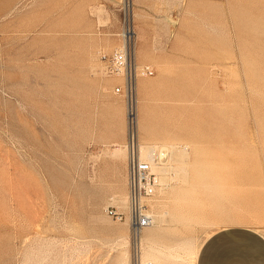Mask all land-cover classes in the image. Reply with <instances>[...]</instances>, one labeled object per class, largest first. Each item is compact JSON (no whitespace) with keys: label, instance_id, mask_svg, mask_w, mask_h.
<instances>
[{"label":"rangeland","instance_id":"rangeland-1","mask_svg":"<svg viewBox=\"0 0 264 264\" xmlns=\"http://www.w3.org/2000/svg\"><path fill=\"white\" fill-rule=\"evenodd\" d=\"M125 43L153 70L140 142L180 172L155 170L140 233L112 213L128 101L103 56ZM234 225L264 234V0H0V264H195Z\"/></svg>","mask_w":264,"mask_h":264},{"label":"built area","instance_id":"built-area-1","mask_svg":"<svg viewBox=\"0 0 264 264\" xmlns=\"http://www.w3.org/2000/svg\"><path fill=\"white\" fill-rule=\"evenodd\" d=\"M103 60L107 72L123 79L117 92H123L128 101V213L113 210L118 220L128 219L132 230L140 233L154 223V214L150 205L152 199L161 188L162 179L154 170L155 164H161L166 157L165 152L154 155L153 161L142 156L141 142L138 133L137 119V82L141 76L153 74L150 66H138L132 57L129 45L125 43L111 54H105Z\"/></svg>","mask_w":264,"mask_h":264},{"label":"crops","instance_id":"crops-1","mask_svg":"<svg viewBox=\"0 0 264 264\" xmlns=\"http://www.w3.org/2000/svg\"><path fill=\"white\" fill-rule=\"evenodd\" d=\"M195 264H264V234L244 225L221 228L205 240Z\"/></svg>","mask_w":264,"mask_h":264},{"label":"bare ground","instance_id":"bare-ground-1","mask_svg":"<svg viewBox=\"0 0 264 264\" xmlns=\"http://www.w3.org/2000/svg\"><path fill=\"white\" fill-rule=\"evenodd\" d=\"M155 148H157V146L156 145H151V146H148L147 144H141V150H142V156H143V158L144 159H148V160H150V161H153L152 159H153V157H154V155H155ZM168 149V148H167ZM117 150H119V149H116V152H119L120 153V151H117ZM116 152L114 153V154H116ZM117 155V154H116ZM118 156V155H117ZM157 168H158V171L159 170H161V172H167L168 171V169L170 168H173L172 166H170V167H166V166H160L159 164H155L154 165V170H156L157 171ZM173 169H175V173L177 174V175H179V170H178V168L177 167H175V168H173ZM172 169V170H173ZM174 173V174H175ZM163 183V182H162ZM162 186H165V187H167V184H164L163 183V185ZM163 188V187H162ZM161 189V188H160ZM159 189V190H160ZM159 192V191H158ZM160 193H161V191H160ZM156 196H158V193H156V195L154 196V200L153 201H151V203H150V205H151V207H152V209H153V204H154V202H155V200H156ZM155 206V205H154ZM127 213H128V211H127ZM168 213V212H167ZM165 215V214H164ZM149 227H151V226H149ZM149 227H147V228H149Z\"/></svg>","mask_w":264,"mask_h":264}]
</instances>
